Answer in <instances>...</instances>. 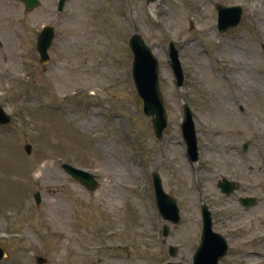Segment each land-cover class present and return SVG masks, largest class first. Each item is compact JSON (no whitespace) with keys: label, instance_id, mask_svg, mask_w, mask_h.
<instances>
[{"label":"rangeland","instance_id":"1","mask_svg":"<svg viewBox=\"0 0 264 264\" xmlns=\"http://www.w3.org/2000/svg\"><path fill=\"white\" fill-rule=\"evenodd\" d=\"M40 2L28 12L18 0H0V106L12 116L0 126V264H37L39 255L45 264H166L170 244L176 261L192 264L202 202L214 228L242 224L243 237L220 264H264V209L230 204L217 186L226 169L248 172L257 154L251 146L237 160L240 143L253 136L233 125L228 98L241 95L262 118L264 0H67L61 12L58 0ZM217 3L243 8L237 27L219 31ZM47 24L55 39L43 63L37 37ZM136 31L160 62L168 113L161 141L132 79L128 40ZM170 40L180 49L181 88ZM185 102L194 113L197 162L182 136ZM64 162L93 172L98 187L85 188ZM153 171L181 208L182 221L166 238Z\"/></svg>","mask_w":264,"mask_h":264},{"label":"water","instance_id":"2","mask_svg":"<svg viewBox=\"0 0 264 264\" xmlns=\"http://www.w3.org/2000/svg\"><path fill=\"white\" fill-rule=\"evenodd\" d=\"M28 11L34 9L39 5V0H21ZM153 1V0H148ZM65 0H60L59 10L63 9ZM219 10V26L221 30H227L236 26L242 16V9L240 6L228 7L224 5H218ZM54 37V30L52 26H46L40 33L38 38V51L41 55V60L46 62L49 59L48 48ZM129 46L133 52V64L132 74L133 80L136 85L138 94L140 96L141 108L143 112L151 118L154 131L158 139L163 138V131L167 126V113L164 106V95L160 85L159 78V61L153 54L150 46L147 45L141 34L134 33L129 40ZM169 57L173 67L175 76L177 78V84L180 86L183 84L184 75L181 68L180 61L178 59V50L174 43L171 41L169 44ZM185 118L182 123L184 130V137L187 142L189 153L192 159L198 157L197 154V141L196 131L194 123L192 121V113L187 104H184ZM11 117L0 107V124H6L10 121ZM28 152L31 151V146L27 145ZM63 167L74 178L79 180L87 188L94 190L97 187V181L94 175L77 169L72 165L64 164ZM155 182V190L157 195V206L163 217L172 222L180 221L179 208L176 200L169 194H167L162 187L161 179L158 173L153 174ZM37 203L41 202L40 193H35ZM204 225L202 229L201 244L195 255V264H217L218 260L222 258L227 251V246L224 238L221 234L215 233L212 230L211 214L204 206L203 210ZM164 235L169 233V226L164 225ZM177 250L170 246L171 256H176ZM4 256V250L0 248V259ZM40 264L44 262V258L38 257ZM167 264H182L178 262H169Z\"/></svg>","mask_w":264,"mask_h":264},{"label":"flooded vegetation","instance_id":"3","mask_svg":"<svg viewBox=\"0 0 264 264\" xmlns=\"http://www.w3.org/2000/svg\"><path fill=\"white\" fill-rule=\"evenodd\" d=\"M228 102L234 107L233 109L236 110L231 117L233 125H237L240 130H246L252 134L255 141L254 143L252 138L248 139L247 141L249 144L247 148H244L245 140L240 143L237 150L241 155L237 157V160L242 161L241 157H243V154H245L251 146L256 147L257 154L254 156L253 160H250L252 161V166L248 172H242L235 168L233 171L228 169L223 171V177L227 180L234 181L235 183L233 186L236 189L230 194L226 192L222 193L226 198L231 199L230 204L236 203L245 210L254 208L264 209V111L262 113V118H259L255 109H245L247 106L244 105L243 98L237 94L231 95L228 98ZM225 190L227 191V189ZM244 197H253V204L251 206H245L241 201ZM260 216L261 214H258L257 217L251 218L248 222L252 223L256 218L260 220ZM240 225L242 224L239 221L233 222L231 220V224H226L221 229L228 241L229 254L234 252L231 249H233L235 245H237V241L243 237L244 231L242 232L239 229L241 227ZM248 229L246 232H249Z\"/></svg>","mask_w":264,"mask_h":264},{"label":"bare ground","instance_id":"4","mask_svg":"<svg viewBox=\"0 0 264 264\" xmlns=\"http://www.w3.org/2000/svg\"><path fill=\"white\" fill-rule=\"evenodd\" d=\"M162 68H163L162 70H163L164 72H166L167 68H166V67H162Z\"/></svg>","mask_w":264,"mask_h":264}]
</instances>
